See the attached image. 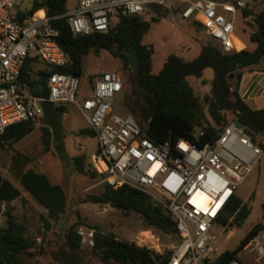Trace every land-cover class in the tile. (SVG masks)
<instances>
[{"label":"built area","instance_id":"built-area-1","mask_svg":"<svg viewBox=\"0 0 264 264\" xmlns=\"http://www.w3.org/2000/svg\"><path fill=\"white\" fill-rule=\"evenodd\" d=\"M21 1L32 6L42 0H0V135L13 125L41 122L43 102L58 109L75 105L98 139L93 155L94 169L113 190L129 186L164 206L176 221L180 239L172 255L158 264H213L221 255L215 230L239 187L253 172L262 149L231 122L214 141L203 146L181 139L175 144H157L130 115L115 113V104L124 87L118 72L95 77L91 95L80 102L77 77L51 70L64 68L67 58L56 42L59 32L52 28L45 10L35 12L21 23L14 8ZM73 8L58 16L74 36L107 33L118 15L141 16L153 9L179 10L182 19L197 21L225 52L240 53L248 45L240 39L241 12L263 6L264 0H75ZM42 12V16L38 14ZM19 13V12H18ZM22 13V12H20ZM35 59L46 73L48 97L30 93L23 72L26 62ZM205 135L199 133V138ZM6 204L0 200V228L4 226ZM82 242L94 246V231ZM130 243L155 254L161 253L160 238L145 230ZM256 264H264V231L246 246ZM229 264H244L232 261Z\"/></svg>","mask_w":264,"mask_h":264},{"label":"trees","instance_id":"trees-1","mask_svg":"<svg viewBox=\"0 0 264 264\" xmlns=\"http://www.w3.org/2000/svg\"><path fill=\"white\" fill-rule=\"evenodd\" d=\"M70 1L42 0L35 3L29 11L17 13V20L21 23L29 20L41 9L45 10L49 18H56L51 21V26L59 32L56 42L66 55L67 65L64 68L51 70L50 74L58 72L71 75L77 77L81 83V79L85 76L86 59L91 55L99 57L103 51L109 52L114 59L122 63L124 72L132 75L129 85L126 77L123 76L125 82L119 97L123 108L155 143L175 144L184 139L203 146L216 140L231 122L238 121L244 126V132L252 142L264 150L262 141L264 108H251L240 94L241 79L246 72L264 71V3L260 10L248 8L241 12L240 24L246 22L250 26L253 24L257 26V30L249 35V43L252 47L235 53L225 52L210 44L203 45L196 59L185 61L176 55H170L162 70L158 74H153L154 49L145 45L143 39L150 31L151 25L159 20L158 18L148 21L143 15L120 14L117 16L118 22L115 26L112 25L113 20L111 21L107 33L74 36L67 22L64 19H57L69 10ZM156 11L161 12L160 9ZM192 23L203 29L201 23L197 21ZM132 50L138 55V63L134 71L129 67ZM40 66L41 63L35 59L27 60L22 80L30 86V93L47 98L48 73L40 69ZM208 68L214 71L211 92L200 100L196 97L188 78L199 76ZM42 73L44 77L39 76ZM89 81L92 88L93 77ZM62 111L65 114L66 109ZM36 128L37 123L34 122H23L7 128L0 135V149L13 148L34 133ZM40 130L44 149L49 152L54 146L52 133L42 125ZM201 131H204L205 135L199 138L198 142L197 137ZM81 134L97 138L89 128L82 130ZM15 161L17 163L18 158ZM73 164L77 173L104 180L91 168V165L85 164L82 156L75 157ZM15 174L23 191L48 213V220L55 221L65 212L68 196L60 185H54L46 175L34 170H18ZM20 196L21 190L0 175V200L6 204V224L0 228V264H24L23 257L36 246V242L26 235L25 227L18 223L12 214V204ZM92 199L95 204H104L125 214L139 216L145 229L171 236L179 244L174 217L148 194L129 186L113 190L105 184L103 191L92 196ZM249 215L248 206L236 195L218 224L228 228L234 226L240 228ZM46 224L49 228L48 221ZM82 227L94 231V246L90 248L91 254L103 264H158L160 261L167 262L172 255L171 253L164 258L129 241H121L113 235L104 234L98 227L78 221L65 230L59 244L56 259L63 264H89L79 233ZM262 231L264 224L254 226L237 249L222 253L213 264L241 262L240 253Z\"/></svg>","mask_w":264,"mask_h":264},{"label":"rangeland","instance_id":"rangeland-1","mask_svg":"<svg viewBox=\"0 0 264 264\" xmlns=\"http://www.w3.org/2000/svg\"><path fill=\"white\" fill-rule=\"evenodd\" d=\"M75 5V0L69 2V8H73ZM31 8V2L21 1L13 12L14 14L27 12ZM260 9H262L261 4L253 6V10ZM160 10L161 12H157L156 9H153L150 13L143 15L148 21H151L152 18L159 19L151 25L150 31L143 39L145 45L154 49L153 74H158L162 70L170 55H176L185 61H192L199 56L203 45L210 44L215 48H220L219 43L210 38L203 29L193 25L191 21L182 19L179 10ZM117 22V18H114L112 25L115 26ZM238 30L240 39L248 47H252V44L249 43V35L257 30V26L255 24L250 26L243 22L239 24ZM39 68L43 69L44 67L40 66ZM108 72L120 73L126 77L129 85L132 75L129 72L125 73L122 63L114 59L109 52L103 51L99 57L89 56L85 61V76L81 79L78 101L80 102L91 95V82L89 81L91 77L94 81L99 74ZM213 78L214 71L210 68L204 70L199 76L188 78L196 97L200 100L210 94ZM121 101L119 98L116 102L115 113L125 117L127 113ZM206 114L209 118L207 110ZM63 124L66 134L60 152H57L53 147L51 151H45L41 138V122L37 123L34 133L14 145L13 148L0 149V175L21 190V196L12 204V214L16 221L25 227L26 235L36 242L35 248L23 257L24 264H63L56 259L59 244L65 230L78 221L88 226L98 227L104 234L113 235L121 241H134L145 230H149L144 228L141 218L135 214H125L107 205L94 203L92 196L101 193L106 183L99 177L93 179L90 176L77 173L73 159L82 156L85 164L91 165L95 171L92 158L99 149L98 139L81 134L82 130L89 128V125L75 105L67 107ZM262 141L264 142V136ZM15 158H18L17 163ZM18 170H34L44 174L51 183L60 185L65 190L68 196L67 209L57 220H48V213L45 209L23 191L15 174ZM236 195L248 206L250 215L240 228L234 226L229 227L226 231L215 230L221 254L237 249L254 226L264 224V150H262L253 172L239 187ZM46 219L49 222V228ZM5 224L6 217H4ZM80 231L84 232L86 237L91 232L85 227L80 228ZM156 234L161 242L160 255L167 258L178 245V241L171 236L157 232ZM82 244L86 250L89 264H103L91 254L92 246L89 243L82 242ZM246 249L247 247L239 255L241 261L244 264H256L254 255Z\"/></svg>","mask_w":264,"mask_h":264},{"label":"water","instance_id":"water-1","mask_svg":"<svg viewBox=\"0 0 264 264\" xmlns=\"http://www.w3.org/2000/svg\"><path fill=\"white\" fill-rule=\"evenodd\" d=\"M137 63L138 55L135 50H132L129 57V67L132 71L136 69ZM39 76L44 77V74L42 73ZM42 106L44 117L41 121V125L50 129L54 144L53 148L57 152H60L66 134L63 124L64 113L61 109L56 108L51 102H43ZM235 124L238 129H244V126L240 122L236 121Z\"/></svg>","mask_w":264,"mask_h":264},{"label":"crops","instance_id":"crops-1","mask_svg":"<svg viewBox=\"0 0 264 264\" xmlns=\"http://www.w3.org/2000/svg\"><path fill=\"white\" fill-rule=\"evenodd\" d=\"M240 94L242 99L251 108L263 109L264 108V71L246 72L241 79Z\"/></svg>","mask_w":264,"mask_h":264},{"label":"bare ground","instance_id":"bare-ground-1","mask_svg":"<svg viewBox=\"0 0 264 264\" xmlns=\"http://www.w3.org/2000/svg\"><path fill=\"white\" fill-rule=\"evenodd\" d=\"M43 15V13L42 12H40L39 14H38V16H42Z\"/></svg>","mask_w":264,"mask_h":264}]
</instances>
